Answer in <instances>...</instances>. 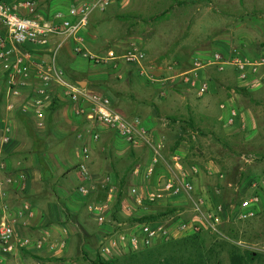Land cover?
Returning <instances> with one entry per match:
<instances>
[{
  "label": "rangeland",
  "instance_id": "374dc122",
  "mask_svg": "<svg viewBox=\"0 0 264 264\" xmlns=\"http://www.w3.org/2000/svg\"><path fill=\"white\" fill-rule=\"evenodd\" d=\"M90 1L93 0L59 3L57 9L60 12L43 18L52 19L63 13L61 11ZM35 14L39 12L35 11ZM81 34L84 43L79 46L80 52L75 50L73 41H67L58 50L55 43L54 49L51 46L50 51L39 48L33 51L34 55L46 63L55 60L57 69L63 73L68 84L81 87L80 82H87V87L81 88L88 95L108 99L111 106L124 115L122 108L125 107L131 109L136 104L153 107L151 104L155 105L157 98L161 100L164 92L168 95L188 92L197 98V88L201 82L192 87L184 82L185 73L194 68L196 60L208 65L216 54L227 57L237 50L243 58L264 62V0H122L111 3L104 12L96 10ZM56 39L52 41L56 42ZM134 48L145 54L141 63L99 60L107 58L110 51L123 56ZM201 71V79L210 80L208 93L201 96V105L207 111L203 113L202 108L198 107L202 123H197L196 117L194 119L191 114L174 115L180 119L177 126H182L191 139V151L186 155L184 153V156L176 152L174 145L167 143L160 154L172 166V156L178 155L182 169L176 167L179 172H163L164 181L160 179L155 184H146L150 179L145 172L130 174L134 165L146 166L152 150L145 144L139 159L135 158L132 149H126L129 143H118L117 149L105 151L103 144L113 131L102 123L79 118L76 115L79 104L70 102L65 89L59 85L54 90L53 104L47 111L44 127H37L34 121L29 122L30 118L26 120L19 113L16 115L19 121L28 123L31 150L30 155L24 154L26 149L23 153L15 152L11 160L14 171H22L24 158L25 166L29 167L31 153L38 151L33 156L43 159L46 167L49 165L54 170L55 177L46 178L49 189H55L56 185L63 186L64 174L77 167L70 162L71 168L64 171L59 167L58 159L52 162L51 152H59L63 161L71 158L77 147L80 149L84 146L82 149L88 148L90 152L92 164L88 168L91 178L86 185L91 193L87 196L80 194L78 189L83 180L70 187L66 194L62 191L60 195L55 193L62 207L65 201L71 204L70 211L64 209L67 220L77 221L73 222L77 226L80 222L86 229V233H80L78 240L73 237L70 253L56 259L57 263L90 264L86 257L95 258L100 254L112 264H140L147 251L197 236L208 245H235L244 252L255 253L261 256L260 262L264 264V210L247 222L228 218L241 200L252 193V189H248L249 182L258 181L264 173V89L238 90L233 96L231 90L236 88L237 79L232 67L219 71L216 66H207ZM1 101V105L6 107L7 101L2 98ZM89 108L87 106L88 112ZM231 109L238 114L233 124L229 123ZM127 118L132 120L131 116ZM22 132H18L21 141L25 138ZM96 133L99 134L98 141L93 138ZM79 135L82 137L79 138ZM193 135H196V141L192 139ZM63 161V165L68 166ZM172 178L191 181L194 190L190 195L166 193L165 197L151 203L149 196L164 194L162 183ZM0 181L7 183L6 179ZM229 184L235 187L230 188ZM23 186L22 183L18 185L16 191L22 190ZM262 193L264 197V190ZM139 195L144 199L141 203L137 200ZM200 199L207 202V205L200 206V210L209 214L206 217L215 229L207 223L197 232L181 229L183 224L192 225L199 216L195 202ZM104 202H109L110 213L106 221L100 223L93 220L89 206ZM124 202L127 210L125 216L122 214ZM217 206H223L224 211L221 214L223 221L220 222L213 221L210 215ZM74 212H79L78 218ZM149 217H155L148 219L155 221L145 222V218ZM144 223H158L168 233L156 238L151 245H144L140 233V225ZM78 228L82 229L81 225ZM122 237L125 240H121ZM133 237L138 238L137 249L131 246ZM114 242L117 245H113ZM105 246H111L110 253H104ZM223 258L225 264L230 263L227 253L223 254ZM8 261L5 263L11 262Z\"/></svg>",
  "mask_w": 264,
  "mask_h": 264
},
{
  "label": "built area",
  "instance_id": "2783aa9c",
  "mask_svg": "<svg viewBox=\"0 0 264 264\" xmlns=\"http://www.w3.org/2000/svg\"><path fill=\"white\" fill-rule=\"evenodd\" d=\"M117 1L122 0H93L80 3L71 7L67 15L59 13L54 18L47 20L35 14L36 4L33 1H20L12 6L0 0V94H3L7 101L9 113H19L32 119L37 127H44L47 111L53 104L54 90L59 85L65 89V95L69 97L70 102L79 104L76 108V115L79 118L93 120V122L106 125L129 144L137 145L140 140H143L144 132L139 119L130 120L116 111L108 99L90 96L86 93L85 89L68 84L63 78V73L57 69L55 60L51 63L40 61L36 59L33 52L34 50L48 46L54 38L60 39L57 43V50L62 48L67 41H73L75 43V50L80 52L79 46L84 43L81 33L89 24L91 16L98 9L104 12L111 3ZM144 58L145 54L134 48L123 56H118L115 51H110L107 58L99 60L103 62L123 60L134 64L141 63ZM207 66H216L219 71H223L227 67L234 69L237 86L231 90L233 96L237 94L238 90L252 91L264 89V62H253L241 57L237 50H233L227 57L216 54L214 60L208 65H203L199 60H196L194 68L185 73L184 82L187 86L192 87L201 82L197 88L200 96L207 94L210 87L209 79H201V70ZM82 102L83 106H81ZM87 106L90 107V112L87 111ZM224 107L222 106V108ZM237 116V111L231 109L229 123L233 124ZM78 137L81 138L82 135ZM93 138L98 141L99 134H93ZM11 142L12 129L10 126L8 124L0 126V172L5 169L3 152ZM162 149V146L156 149V156L153 159L154 165L160 161L162 157L160 151ZM82 153L86 158L89 157L90 152L88 148H84ZM171 159L174 167L181 170V158L178 155H173ZM80 170L83 181L78 190L80 194L87 196L91 193V190L86 184L91 177L86 165H81ZM152 171L153 168L150 174L153 173ZM220 178L223 179L224 176L221 175ZM251 186L252 193L241 200L237 209L233 210L230 216H228L229 220L247 221L256 216L257 207L261 202V193L264 190V179H259L252 183ZM229 187L234 188L235 186L234 184H229ZM24 188L23 186L22 189ZM193 190L194 185L191 181L172 178L164 183L162 192L164 194L190 195ZM133 192L136 193V190H133ZM164 194H152L148 199L153 203L157 199L163 198ZM3 196H6V193ZM137 200L141 203L144 199L139 195L137 196ZM205 205H207V202L203 199L195 202V209L199 216L192 225L183 224L180 228L197 232L204 228L206 223L214 228V224L212 225L206 217L209 214H204L200 210V206ZM105 207L102 204L90 205L89 211L95 214L101 213ZM4 209L5 211H9L7 205H4ZM222 213H224L223 206H217L215 212L210 215L213 221L220 222L223 221L221 217ZM30 215L31 209L29 205L27 203L20 204L17 209L16 218L21 220V225L28 226L27 220ZM99 220H103L102 216H99ZM140 226L142 243L147 246L151 245L156 238L168 233L165 227L159 226L158 223H144ZM121 240H125V238L122 237ZM30 242L31 240L29 239L17 236L14 221L1 222L0 264H4L19 248L28 246ZM35 243L39 249L46 245L44 239H40ZM113 245H117V243L114 242ZM131 246L135 249L139 247L137 237L131 239ZM50 248L53 250L56 246L52 245ZM110 251L111 246H105L104 253H110Z\"/></svg>",
  "mask_w": 264,
  "mask_h": 264
},
{
  "label": "crops",
  "instance_id": "0c3cea01",
  "mask_svg": "<svg viewBox=\"0 0 264 264\" xmlns=\"http://www.w3.org/2000/svg\"><path fill=\"white\" fill-rule=\"evenodd\" d=\"M4 3H8L10 5H15L16 3L24 0H2ZM35 2V11L39 12V14H36L37 16L43 18H48L49 16H54L56 13H58L59 3H65V4H71L72 0H30ZM53 3L52 6H50V3ZM69 2V3H68ZM79 0H76V3H78ZM57 9V10H55ZM55 10V11H54ZM68 10L61 11L63 14L67 15ZM60 12V11H59ZM59 38L55 41H51V43L43 47L41 49H44L45 51H50L49 47L51 46L52 49L56 47V44L59 42ZM58 41V42H57ZM56 43V44H55ZM41 56V54L39 55ZM205 72V71H204ZM209 75L208 73H206ZM180 91V90H179ZM177 92V91H176ZM4 93V92H3ZM186 93V94H184ZM184 93H175V94H167L164 92L163 98L159 100L158 98L154 100L153 107L148 106H141L140 104H136V107L129 108H122V112L126 117H132V119H139L141 123V128L143 129V140L139 142L137 145H130L126 143L124 140L119 138L117 134L112 132L110 135V138L105 140L103 149L105 151H112L115 148H118L119 144H128L126 146V149H132L135 158L139 159L141 157V152L143 151V146L145 144L148 146L149 149L152 150V155L149 153V161L144 167L143 165H138L136 167H132L130 170V174H137L138 172H145V175L148 179L146 184H150V182L154 183L158 182L160 179L164 181L163 172H179L168 162L167 159L164 158V156L161 154L160 161L154 165L153 163V156H156V149H158L159 146H162L164 150L167 143H170L174 145V148L176 147V152L180 153H189L191 151V139L189 135L187 136V133H185L184 128L182 126H177L180 124L178 121L179 118L174 117V115H181V113L191 114V116H194V119L196 117L197 123H202V117L199 116L200 109L198 107H201L203 113L206 110L205 107H202L201 102L203 101V96L197 95V98L190 95L188 92ZM210 96V94H208ZM207 96V95H206ZM1 98L6 100L4 95L0 94V126L8 124L10 128L12 129V142L11 144L5 149L4 152V162L7 165L5 166V169L0 172V180L6 179L7 183L5 181L0 184V223L5 222H11L14 221L15 223V229L16 234L20 238H26L31 240L30 244L26 247H21L16 251V253L9 259V264H63L62 262H56V259H62L65 254L68 255L70 253V245L71 241L74 238L77 240L80 238V233L84 234L86 233V229L84 224H80L82 229H79L77 225H75L73 222L77 221H68L66 218V215L64 213V209L66 211L71 210V204L68 201L63 202L64 206L62 207L60 203L57 201L55 193L57 195H60V192L62 191L63 194H66L70 187H72L74 184L77 185L78 181L80 183V180L82 181L83 178L81 177L82 173L80 170V165H86V167L90 168L92 162L91 159L88 157L86 158L84 154L82 153V148L77 147L78 149L74 151L71 155V158H68V160H64L66 162L65 166L63 165L61 161H63V157L60 156L61 154L59 152H51L50 156L53 158L52 162L55 161L54 159H58L60 161L59 167H61L64 171H67L69 168H71L72 164H76L77 167L74 168L73 171L69 173H65L64 177H62V185H56L55 189H49L47 185L46 178H54V170L48 165L47 172L44 174L43 168L40 162V159L38 157H34L35 154L38 151H33L34 153H31V164L29 167L25 166L26 158L23 159L22 164V171L16 172L14 171V166L12 163V158L15 156V152L17 151H23L26 149V152L24 154L30 155V137L27 132L28 129V123L24 124V122H21L17 119L16 115L18 113H9L7 110V106L3 107ZM198 99V100H197ZM182 105V106H179ZM25 117V116H24ZM190 117V116H189ZM26 117L25 119H27ZM131 119V118H129ZM180 120V119H179ZM29 122H32L33 120L28 119ZM87 121V120H85ZM84 121V122H85ZM47 123V121H46ZM32 125V123H30ZM86 125V124H85ZM72 128H76V126H73ZM19 130H23L22 134H25V138L22 139V141L19 139L18 132ZM84 130V128H83ZM82 130V131H83ZM192 139L196 141V135L191 136ZM118 138V139H117ZM120 139V140H119ZM122 140V141H121ZM87 144V143H86ZM85 145V143H84ZM123 146V145H122ZM28 147V148H26ZM28 149V150H27ZM28 151V152H27ZM72 152V151H71ZM34 155V156H33ZM184 155V156H185ZM62 157V159H61ZM30 160V159H28ZM43 160V159H42ZM46 163L49 164L47 159L45 158ZM63 161V162H64ZM70 162L72 164L70 165ZM90 162V166H89ZM88 168V172L90 175V171ZM153 168L152 173L151 169ZM162 176V177H161ZM262 179H264V173L261 175ZM142 177V176H141ZM144 180V179H143ZM142 180V182H143ZM160 180V181H161ZM11 181V182H10ZM9 182L11 185H8ZM25 186V189H22L20 191L17 190V186L20 185ZM159 184V183H158ZM47 185V186H46ZM160 185V184H159ZM164 185V182L162 183V186ZM161 186V185H160ZM58 188V189H57ZM162 189V187H161ZM248 189H252V186L249 182ZM163 191V189H162ZM263 192V191H262ZM6 193V196H3V194ZM167 194H164L163 197H165ZM172 199V198H171ZM27 203L31 209V215L28 218V226L21 225V220L16 218L17 216V209L19 208L20 204ZM125 204V205H124ZM264 197L263 193H261V202L257 207L256 216L259 213H262L264 210ZM4 205L9 207V211H5ZM102 205H105V209L101 213H91V215L94 217L93 220H97L100 223H104L106 221L107 217L109 216L108 213H110V205L109 202H104ZM123 215H127L126 210V202L123 203ZM132 209V208H131ZM130 209V211H132ZM143 209V208H141ZM74 215L76 218L79 216V212H74ZM102 216L103 220H99V216ZM253 217L249 220H253ZM247 220V221H249ZM242 221V222H247ZM73 231V232H72ZM44 239L46 242V245L39 249L36 246V241ZM56 246L55 249H51V246ZM67 245V248H66ZM66 248V249H65ZM12 259V260H11ZM6 264V263H4Z\"/></svg>",
  "mask_w": 264,
  "mask_h": 264
},
{
  "label": "trees",
  "instance_id": "16d2710c",
  "mask_svg": "<svg viewBox=\"0 0 264 264\" xmlns=\"http://www.w3.org/2000/svg\"><path fill=\"white\" fill-rule=\"evenodd\" d=\"M41 165L46 174L47 167L42 160ZM154 218H145L144 221L152 222L155 220L148 219ZM224 253H227L229 257V264H261V256L255 253L244 252L235 245L223 243L208 245L205 240L197 236L188 240L166 243L154 250L147 251L143 254L140 264H225ZM86 260L90 264H112V262L104 260L100 254H97L95 258L86 257Z\"/></svg>",
  "mask_w": 264,
  "mask_h": 264
},
{
  "label": "water",
  "instance_id": "95a60500",
  "mask_svg": "<svg viewBox=\"0 0 264 264\" xmlns=\"http://www.w3.org/2000/svg\"><path fill=\"white\" fill-rule=\"evenodd\" d=\"M79 85H80L82 88H86V87H87V82H80Z\"/></svg>",
  "mask_w": 264,
  "mask_h": 264
}]
</instances>
